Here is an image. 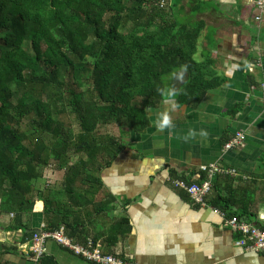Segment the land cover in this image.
I'll use <instances>...</instances> for the list:
<instances>
[{"label":"trees","instance_id":"trees-1","mask_svg":"<svg viewBox=\"0 0 264 264\" xmlns=\"http://www.w3.org/2000/svg\"><path fill=\"white\" fill-rule=\"evenodd\" d=\"M180 2L0 0V211L14 215L8 228H22L23 240L37 231L25 215L41 210L46 229L65 225L73 241L97 242L90 229L115 201L98 198L101 174L127 147L125 136L145 131L149 110L167 98L198 107L225 81L211 51L199 48L205 20L196 13L181 19L174 10ZM251 64L264 82V53L247 58L248 72ZM46 167L65 171L59 184H39ZM205 178L203 171L198 181ZM235 180L216 173L217 193L207 202L228 217L252 218L260 184ZM112 227L109 247L131 229L125 217ZM40 264L58 262L45 251Z\"/></svg>","mask_w":264,"mask_h":264},{"label":"crops","instance_id":"crops-1","mask_svg":"<svg viewBox=\"0 0 264 264\" xmlns=\"http://www.w3.org/2000/svg\"><path fill=\"white\" fill-rule=\"evenodd\" d=\"M181 3L183 12L205 20L201 43L225 81L209 90L198 107L167 98L149 110L145 131L125 136L127 147L101 174L104 190L98 198L112 195L115 201L90 236L97 237L104 251L116 250L141 264H264V252L235 244L237 233L226 225L227 213L210 197L207 206L197 205L171 182L176 176L198 181L203 164L235 168V186L260 184L253 217L242 218L258 226L264 223V91L260 69L248 72L243 65L256 56L257 48L264 53V19L259 24L254 20L253 0ZM165 116L169 123L162 127ZM239 130L245 133L243 144L226 150L225 143ZM123 217L131 229L109 247L112 225ZM13 218L0 211V264H34L25 253L31 238L23 240L22 228H8ZM23 222L36 230L46 224L41 210L26 214ZM11 245L17 246L16 252L5 251ZM45 251L58 264H94L52 239Z\"/></svg>","mask_w":264,"mask_h":264},{"label":"built area","instance_id":"built-area-1","mask_svg":"<svg viewBox=\"0 0 264 264\" xmlns=\"http://www.w3.org/2000/svg\"><path fill=\"white\" fill-rule=\"evenodd\" d=\"M257 8L254 20L259 24L264 18V0H253ZM260 50L256 49V56L260 58ZM259 65L261 61L259 60ZM249 70H255L254 64L249 66ZM264 91V82H261ZM245 133L241 130L236 131L234 135L225 143V149L229 150L243 144ZM200 169L207 174V178L201 181L188 182L180 177L171 178L175 187L181 188L187 192L191 201L197 205L207 206V197L212 193V178L216 173H225L237 175V171L232 167H223L218 163H208L200 166ZM224 214V213H223ZM13 215V214H12ZM226 225L236 232L241 233V237L235 240V244L246 250L264 252V229L240 216L234 215L227 217ZM54 240L63 247L69 249L74 254L85 258L94 264H141L137 261L121 255L118 251L106 253L98 242L89 237L84 243H78L67 234L65 225H60L54 229H46L42 226L31 238L25 253L31 256L34 264H40V258L45 252V245L48 240Z\"/></svg>","mask_w":264,"mask_h":264},{"label":"rangeland","instance_id":"rangeland-1","mask_svg":"<svg viewBox=\"0 0 264 264\" xmlns=\"http://www.w3.org/2000/svg\"><path fill=\"white\" fill-rule=\"evenodd\" d=\"M183 4L184 3L180 2L177 5V7H174V10H176L177 14L180 13L178 15H179V17L181 19H185L186 18V13L183 12V10H184L183 9ZM201 41H202V39L200 38V40H199V48L202 50L203 45H202ZM196 57L200 58V55L197 54ZM111 132L117 134L119 131L117 130L116 127H111ZM64 175H65V171L64 170L63 171L62 170L59 171V170L53 169L52 167H46L45 170H44V176H43L42 180L39 181V184H41V186H43L45 183H51V184H54V185L55 184H59L62 181Z\"/></svg>","mask_w":264,"mask_h":264},{"label":"clouds","instance_id":"clouds-1","mask_svg":"<svg viewBox=\"0 0 264 264\" xmlns=\"http://www.w3.org/2000/svg\"><path fill=\"white\" fill-rule=\"evenodd\" d=\"M176 75L178 76L179 79H183V72H179V73H176ZM162 91H166V94L169 96V97H174L176 95V90L175 89H167V90H162ZM169 123V120L168 118L165 116L164 118V121L162 123V127L163 126H166L167 124Z\"/></svg>","mask_w":264,"mask_h":264},{"label":"water","instance_id":"water-1","mask_svg":"<svg viewBox=\"0 0 264 264\" xmlns=\"http://www.w3.org/2000/svg\"><path fill=\"white\" fill-rule=\"evenodd\" d=\"M212 191L214 192V194H216L217 192H216V188L213 186V188H212Z\"/></svg>","mask_w":264,"mask_h":264}]
</instances>
